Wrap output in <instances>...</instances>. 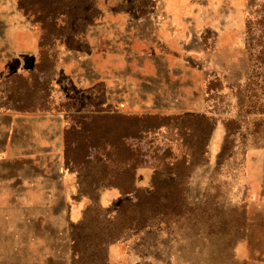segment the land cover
Here are the masks:
<instances>
[{"label":"rangeland","instance_id":"obj_1","mask_svg":"<svg viewBox=\"0 0 264 264\" xmlns=\"http://www.w3.org/2000/svg\"><path fill=\"white\" fill-rule=\"evenodd\" d=\"M24 1L45 3L47 58L40 23L0 0V104L47 93L35 114L61 132L49 154L38 128L11 140L0 117V264H71L84 217L86 264H264V0ZM147 113L164 124L141 128ZM141 168L140 189L155 170L180 171L178 188L146 228L104 231L135 193L101 190Z\"/></svg>","mask_w":264,"mask_h":264},{"label":"trees","instance_id":"obj_2","mask_svg":"<svg viewBox=\"0 0 264 264\" xmlns=\"http://www.w3.org/2000/svg\"><path fill=\"white\" fill-rule=\"evenodd\" d=\"M18 1V8L25 13L26 15L32 16L34 21L40 23V28L42 29L41 37H40V52H41V59L40 63L42 64L44 61L46 62V52L47 48L45 47L46 43L49 42L48 33H47V23L43 19H41V14L37 13V8L43 11V16L45 17L44 11L46 10L45 3L43 7H35V4L27 3L24 0H17ZM38 9V10H39ZM41 11V12H42ZM55 53V51H54ZM48 97L47 93L43 99V103L41 105H33L30 103H10L5 102L0 104V109L11 110V111H36V110H51L50 105L47 103ZM66 116H70V113H66ZM113 116H117L123 122L133 121L132 119L134 116L129 115H118L115 114ZM166 116L159 115L158 113L151 114L147 113L145 116H140L138 119L135 120L136 122L139 121L141 128L146 130H152L155 128L161 127L164 122L163 120ZM72 128V127H71ZM180 182V171L175 173L174 175L170 176L165 174L164 176L161 175L160 171L155 170L153 177H152V192L148 193L143 189L135 190V200L133 201H125L120 206H118L111 215V219L113 220V224L111 226L107 225L104 228V231H108L109 233L112 232V235L115 231V228L119 226L120 228L124 229L125 233L130 232H139L140 230L149 226L148 223V216L151 213V216L157 218L160 214V201H163V195L169 194L171 191L175 192L173 189L174 186L178 188ZM122 186V185H121ZM124 187V186H123ZM130 189V188H129ZM172 200V197L165 202L168 205ZM160 202V203H159ZM159 203V204H157ZM163 205V202L161 203ZM130 210V215L128 219H124L123 215L126 213L125 211ZM82 226H75L72 230L71 235V264H86L85 261L87 259V255H89L94 249L89 248V244L86 243L85 235H88L86 232L89 229V226L92 225L91 230L93 229V221L94 217L88 219L86 217L83 218ZM127 223V224H126Z\"/></svg>","mask_w":264,"mask_h":264},{"label":"crops","instance_id":"obj_3","mask_svg":"<svg viewBox=\"0 0 264 264\" xmlns=\"http://www.w3.org/2000/svg\"><path fill=\"white\" fill-rule=\"evenodd\" d=\"M26 22V20L24 21V23ZM4 26H6L5 23H3ZM35 35V34H34ZM6 40H3V48H6V44H5ZM39 44L38 40H37V45ZM37 47L38 50V46ZM34 47V48H35ZM33 48V49H34ZM37 50H31L29 52L33 53V55L37 56L35 53ZM45 111H49V110H36V111H24L26 113H31L30 115H23L21 113L19 114H12L13 112H22V111H11V110H5V109H1L2 115H0V117H5V119H7V123H5V129L3 131V134L6 133L7 136L11 137V140L13 139V137L16 136V134H18L20 131H24V126L25 123H29V125H31L34 129L38 128V137L41 139L37 145H39V147H43V148H47L45 153H51V145H56L58 142V139H60V135L58 134V132H61V123L59 121H57L56 119H54L51 116L48 115H36L35 113L38 112H45ZM22 112V113H24ZM29 132V136L31 134V136H34V138H36V133H32L31 131ZM36 143V142H35ZM35 147L34 146H29V152L32 153ZM152 176V175H151ZM147 184V172L144 169H140L139 174L137 175V177H135V181L133 180L128 187H123L120 186L119 184H112L109 185L107 187V189H105V187L101 190V193H112V194H118L120 196L123 195H132L133 193H135V190L140 189V188H144L143 185ZM130 188V189H129Z\"/></svg>","mask_w":264,"mask_h":264},{"label":"bare ground","instance_id":"obj_4","mask_svg":"<svg viewBox=\"0 0 264 264\" xmlns=\"http://www.w3.org/2000/svg\"><path fill=\"white\" fill-rule=\"evenodd\" d=\"M10 207V206H9Z\"/></svg>","mask_w":264,"mask_h":264}]
</instances>
